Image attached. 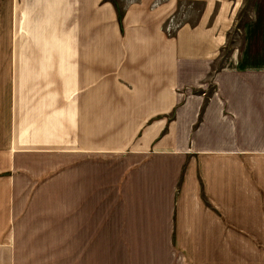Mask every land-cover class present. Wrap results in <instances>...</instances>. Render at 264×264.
<instances>
[{
    "label": "crops",
    "instance_id": "0c3cea01",
    "mask_svg": "<svg viewBox=\"0 0 264 264\" xmlns=\"http://www.w3.org/2000/svg\"><path fill=\"white\" fill-rule=\"evenodd\" d=\"M231 1L0 0V264H61L93 194L103 247L264 264V67L213 68Z\"/></svg>",
    "mask_w": 264,
    "mask_h": 264
},
{
    "label": "rangeland",
    "instance_id": "374dc122",
    "mask_svg": "<svg viewBox=\"0 0 264 264\" xmlns=\"http://www.w3.org/2000/svg\"><path fill=\"white\" fill-rule=\"evenodd\" d=\"M114 1V0H113ZM122 5L125 0H116ZM202 7L201 3H184L181 10L172 21V28L184 20L195 21L196 14ZM182 9H184L182 11ZM230 11V13H229ZM228 14L230 17L229 28L224 45L213 68H260L264 67V0H234L230 3ZM168 21L165 24V28ZM4 27H0V31ZM2 37V34H0ZM6 51H0V57L5 56ZM61 141L56 145H60ZM29 147V146H28ZM96 169H99L98 167ZM94 170V168H93ZM94 182V178L92 179ZM89 209L69 210L59 209L61 224L68 219V224L61 225L62 238L75 237V242L65 244L61 247V264H192V260L186 259L180 252L181 248L176 246L175 254L167 255L159 247L158 243L151 246L142 243H119L109 240L103 247V200L93 194ZM61 201H65L61 197ZM88 204V205H89ZM60 205L62 203L60 202ZM89 207V206H88ZM75 215V218L72 215ZM56 214H54L53 218ZM177 235V226H175ZM176 237V236H175ZM68 238V239H69ZM138 243V244H137ZM62 246V241H61ZM131 244V245H130ZM208 243H205V246ZM219 243V249L223 247L228 250V244ZM227 246V247H226ZM222 250V251H223ZM228 254V251L225 250ZM70 255L67 258V255ZM65 255V256H64ZM202 258L212 262L210 254L204 250ZM197 261L198 260L197 258ZM197 264V262L195 263Z\"/></svg>",
    "mask_w": 264,
    "mask_h": 264
},
{
    "label": "trees",
    "instance_id": "16d2710c",
    "mask_svg": "<svg viewBox=\"0 0 264 264\" xmlns=\"http://www.w3.org/2000/svg\"><path fill=\"white\" fill-rule=\"evenodd\" d=\"M118 20H119V23L121 25V21H122V14H121V11L118 10Z\"/></svg>",
    "mask_w": 264,
    "mask_h": 264
}]
</instances>
